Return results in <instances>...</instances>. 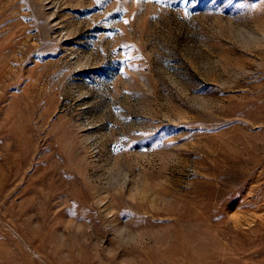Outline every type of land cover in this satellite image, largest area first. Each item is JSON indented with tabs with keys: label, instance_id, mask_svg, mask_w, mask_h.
I'll return each mask as SVG.
<instances>
[{
	"label": "rangeland",
	"instance_id": "rangeland-1",
	"mask_svg": "<svg viewBox=\"0 0 264 264\" xmlns=\"http://www.w3.org/2000/svg\"><path fill=\"white\" fill-rule=\"evenodd\" d=\"M0 264H264V0H0Z\"/></svg>",
	"mask_w": 264,
	"mask_h": 264
}]
</instances>
